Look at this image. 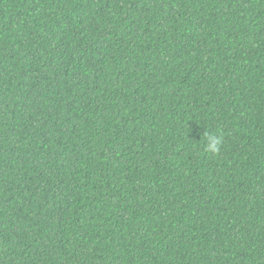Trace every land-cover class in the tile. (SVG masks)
<instances>
[{"label": "trees", "instance_id": "1", "mask_svg": "<svg viewBox=\"0 0 264 264\" xmlns=\"http://www.w3.org/2000/svg\"><path fill=\"white\" fill-rule=\"evenodd\" d=\"M0 264H264V0H0Z\"/></svg>", "mask_w": 264, "mask_h": 264}, {"label": "clouds", "instance_id": "2", "mask_svg": "<svg viewBox=\"0 0 264 264\" xmlns=\"http://www.w3.org/2000/svg\"><path fill=\"white\" fill-rule=\"evenodd\" d=\"M222 144V136L209 134L207 137V143L205 150L212 154L219 152Z\"/></svg>", "mask_w": 264, "mask_h": 264}]
</instances>
